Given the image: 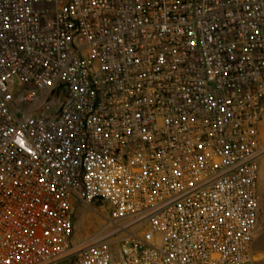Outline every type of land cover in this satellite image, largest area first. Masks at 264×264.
<instances>
[{"label": "built area", "instance_id": "built-area-1", "mask_svg": "<svg viewBox=\"0 0 264 264\" xmlns=\"http://www.w3.org/2000/svg\"><path fill=\"white\" fill-rule=\"evenodd\" d=\"M263 112L264 0H0V264H254Z\"/></svg>", "mask_w": 264, "mask_h": 264}, {"label": "rangeland", "instance_id": "rangeland-1", "mask_svg": "<svg viewBox=\"0 0 264 264\" xmlns=\"http://www.w3.org/2000/svg\"><path fill=\"white\" fill-rule=\"evenodd\" d=\"M104 222L93 210L76 205L73 223V242L80 244L103 228ZM254 264H264V179L259 180L257 231L253 242ZM73 258H67L56 264H71Z\"/></svg>", "mask_w": 264, "mask_h": 264}, {"label": "crops", "instance_id": "crops-1", "mask_svg": "<svg viewBox=\"0 0 264 264\" xmlns=\"http://www.w3.org/2000/svg\"><path fill=\"white\" fill-rule=\"evenodd\" d=\"M258 133V141L259 145L264 147V112L262 115V119L257 126ZM257 175H258V183H257V193L259 187V180L264 179V153L259 156L257 159Z\"/></svg>", "mask_w": 264, "mask_h": 264}, {"label": "water", "instance_id": "water-1", "mask_svg": "<svg viewBox=\"0 0 264 264\" xmlns=\"http://www.w3.org/2000/svg\"><path fill=\"white\" fill-rule=\"evenodd\" d=\"M59 90H63L64 92H66V85H61V86L59 87Z\"/></svg>", "mask_w": 264, "mask_h": 264}]
</instances>
